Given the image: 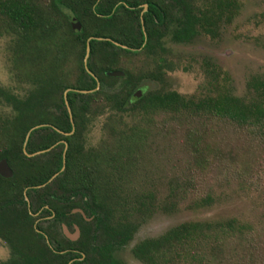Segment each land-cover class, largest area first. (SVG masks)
Listing matches in <instances>:
<instances>
[{
    "label": "rangeland",
    "instance_id": "rangeland-1",
    "mask_svg": "<svg viewBox=\"0 0 264 264\" xmlns=\"http://www.w3.org/2000/svg\"><path fill=\"white\" fill-rule=\"evenodd\" d=\"M97 1L105 8L110 5L105 0ZM128 1L133 3L138 0ZM160 1L165 2L163 5L167 4V0ZM236 4L233 16L222 21L214 35L197 34L188 43H175L169 34L162 38L160 54L167 67L162 69L164 73L160 81L142 78L144 73L156 71L154 61L144 56L142 47L132 49L111 41L112 44L127 47L131 54L119 52V70L113 71L122 72L123 76L110 77L108 72H100L103 80L99 82V78L87 67L91 61L89 46L88 58L85 59V49L84 56L78 54L77 63L84 68L86 63L99 84L92 91L80 93L98 90L104 94L116 93L127 73L139 84V89L133 94L135 99L152 90L173 91L187 98L198 97L207 93L211 80L207 70L213 68L232 95L240 98L249 96V83L256 78L264 80V0H236ZM119 5L117 3L111 15L116 9V14L124 15L122 9L118 10ZM139 7L128 9L138 10ZM70 17H73L71 13ZM141 30L145 36L142 20ZM95 40L105 41L104 38ZM21 48L13 34L0 27V49L10 53L5 57V67L11 64L8 71L15 74L13 79L16 81L10 87L0 86V152L6 145L5 138L9 137V123L15 116L5 115L2 111L4 106H10L7 98L23 101L31 91L20 99L14 94V88L26 82L36 85L31 81V74L35 71L33 61ZM100 55L102 52L99 50L92 58L99 65ZM74 77L71 74L68 81L73 83ZM67 90L70 88L60 89L56 95L57 103L39 105L40 110L59 118L65 108L69 119L70 116L72 119L71 108L64 101ZM138 91L141 93L139 97ZM82 100L81 97L75 100V111L81 112ZM73 126L72 134L76 129L74 123ZM79 132L81 135L73 139H78V142L74 141L75 145L79 142L81 147L83 145V155L90 154L94 159L97 154L104 157L108 152V165L105 167L104 164L105 173L102 175L118 194V215L127 211L137 196L152 194L154 197L148 203V210L130 214L135 231L125 245L112 252L113 259L119 264H142L133 257V247L144 240L156 239L181 223L228 220L236 221L246 232L242 248L233 250L235 245L228 240L224 250L236 255V261L241 259L250 264L256 258L259 264H264V146L249 131L214 117L196 118L141 111L130 116L105 108L89 124L79 127ZM100 136L103 138L98 147L85 150L86 143L91 144ZM206 198L208 201L202 202ZM92 216L88 230L93 237L89 242L88 255L93 254L91 248L101 246L105 241L100 230L92 229L95 227V216ZM41 223L44 226L45 221ZM66 231L71 232L72 228H66ZM202 254L209 257L207 249ZM237 255L240 256L238 259ZM13 259L7 245L0 241V264ZM188 261L185 259L179 264H190ZM84 264L89 263L86 261Z\"/></svg>",
    "mask_w": 264,
    "mask_h": 264
},
{
    "label": "trees",
    "instance_id": "trees-1",
    "mask_svg": "<svg viewBox=\"0 0 264 264\" xmlns=\"http://www.w3.org/2000/svg\"><path fill=\"white\" fill-rule=\"evenodd\" d=\"M104 2L110 5L105 8L106 6L97 4V0H0V27L13 34L27 58L33 61L35 71L31 74L33 76L31 81L37 86L36 90L31 91L23 101L7 98V103L15 112L13 121L9 123V138L24 137L31 126L40 121L50 123L62 121V125L56 123L58 129L69 133L71 124L65 108L61 111L62 118L56 119L40 111L38 106L44 103L56 104L58 91L70 88L77 91L67 94V102L76 128L71 135L72 138L81 135L79 127L89 124L107 108L113 113L130 116L141 111L148 114L163 112L196 118L214 117L249 131L264 146L262 79L256 78L249 83L251 93L244 98L232 95L226 84L221 83L219 74L213 68L207 70L211 77L207 93L198 97L187 98L173 91L152 90L135 99L133 94L139 89V84L127 73L124 74L126 78L123 85L116 93L104 94L100 90L88 94L80 93L96 88V80L87 74L81 63H77L78 54L80 56L85 54L87 39L92 38L89 42L91 61L87 67L99 78V82L103 80L100 72L104 74L119 70L117 66L120 55L131 54L129 50L114 46L111 41L132 49L142 47L144 56L154 61L156 70L144 73L142 78L160 81L164 73L162 69L167 67L160 54L162 38L169 34L175 43H188L197 34L214 35L219 24L233 16L237 7L236 0H167V4L164 5L165 2L160 0H138L133 3L128 0ZM117 3H120L117 8L123 10V16L116 14L117 9L111 15ZM144 5L147 6V10L140 15ZM129 7L139 8L129 10ZM70 13L79 21L80 31L71 29ZM141 20L145 36L141 30ZM96 38L110 41H97ZM99 50L102 52L100 65L97 61H92ZM71 74L75 75L73 83L68 81ZM79 97L83 98L81 112L74 110L75 100ZM1 157L7 158V155L1 151ZM108 157V152L104 157L97 154L93 159L90 154L76 157L75 150L68 151L64 170L55 180L56 183L59 182V187H68L66 190L71 189L73 193L78 191L86 193L90 213L95 216V229L100 230L105 236L101 246L91 248L94 255L89 256L87 251H83L85 258L72 264H84L86 261L89 264H119L113 259L112 252L125 245L135 231L130 214L148 210L150 200H154L152 194L137 196L128 210H122L123 212L118 215L117 207L120 206L116 199L118 194L102 175L105 173L104 164L105 167L108 165ZM56 163V170L59 171L62 167L60 156ZM16 177L15 174L9 180L0 178V182L12 183L16 181ZM49 177L50 175L41 176L38 184L45 183ZM69 177L71 180L67 181ZM47 188L48 186L43 189ZM207 201V198L202 200L204 203ZM15 223L17 221L13 218H7L0 213V236L15 232L18 228ZM244 229L234 220L184 222L156 239L144 240L135 245L132 254L142 264H179L185 259L189 260L190 264H204V261H207V264H249L238 259L239 255L236 261L234 259L236 255L224 250L225 242L228 243V240L235 245L233 250L238 251L243 247L241 242L245 237ZM205 249L208 250L209 257L202 254ZM241 254L243 258L244 254ZM56 258L57 264L68 262L66 256ZM21 259V264H49L44 256L37 258L22 256ZM250 264L259 262L255 258Z\"/></svg>",
    "mask_w": 264,
    "mask_h": 264
},
{
    "label": "flooded vegetation",
    "instance_id": "flooded-vegetation-1",
    "mask_svg": "<svg viewBox=\"0 0 264 264\" xmlns=\"http://www.w3.org/2000/svg\"><path fill=\"white\" fill-rule=\"evenodd\" d=\"M144 7L145 12L147 6ZM69 20L71 29L80 31L79 21L75 17H70ZM98 84L96 80V86ZM64 101L68 106L67 97ZM59 118H62L61 113ZM56 121L36 123L28 131V137L27 132L24 137L5 138L3 152L8 159L1 157L0 162L5 161L12 177L0 178L9 180L15 174L17 177L12 183L0 182V213L16 220L15 224L18 226L15 232L0 236V241L7 245L14 257L6 264H21L22 256H44L49 264H57V256H66L67 264H72L82 261L85 258L83 251L89 250L93 235L88 229L93 216L88 196L85 192L73 193L71 189L66 190L68 187H59V182L54 181L63 172L66 153L75 150V156L79 157L84 147L80 146V142L74 146V141L78 142V139L71 137L72 126L67 133L57 127L56 123L62 125L63 122ZM35 130L37 131L33 133ZM58 156L62 159L59 171L56 170ZM43 175L50 177L45 183L38 184ZM70 180L71 177L67 179ZM52 181L54 182L51 184ZM46 186L48 188L43 189ZM42 221H45L44 226ZM66 228H72V231H66ZM94 228L93 226L92 229Z\"/></svg>",
    "mask_w": 264,
    "mask_h": 264
},
{
    "label": "clouds",
    "instance_id": "clouds-1",
    "mask_svg": "<svg viewBox=\"0 0 264 264\" xmlns=\"http://www.w3.org/2000/svg\"><path fill=\"white\" fill-rule=\"evenodd\" d=\"M10 53L0 49V86L10 87L11 85H15L16 81L13 79L14 73L8 71V68L11 67V64H8V67H5V57L9 56ZM37 88L36 85L32 83H24L22 86H17L14 88V94L18 95L20 99H24L28 92L35 91ZM5 115L13 114V109L11 106H4L2 109ZM103 137H97L91 144H85V150L89 148H96L99 146L100 140Z\"/></svg>",
    "mask_w": 264,
    "mask_h": 264
},
{
    "label": "water",
    "instance_id": "water-1",
    "mask_svg": "<svg viewBox=\"0 0 264 264\" xmlns=\"http://www.w3.org/2000/svg\"><path fill=\"white\" fill-rule=\"evenodd\" d=\"M91 39H89L87 41V47H86V55H85V59L88 58V55H89V41ZM97 40H100V39H97ZM114 45L118 46V47H121L123 49H127V47L125 46H121L117 43H113ZM129 50V49H128ZM85 71L87 72V74H89L90 76H92L93 78H95L91 73L90 71L87 69L86 67V63H85ZM108 76L110 77H120V76H123V73L122 72H118V71H113V72H108L107 73ZM96 79V78H95ZM71 90H67L66 93L70 92ZM136 95V94H135ZM138 95V96H137ZM137 97H139L141 95L140 91L137 92ZM69 110V109H68ZM70 122H71V126H72V131L73 132V129H74V126H73V123H72V119H71V116H70ZM30 133V132H29ZM29 134H27L26 137H28ZM63 164H64V161H63ZM0 176H2L3 178H9V177H12V173H11V170L8 168V166L6 165L5 161H1L0 162Z\"/></svg>",
    "mask_w": 264,
    "mask_h": 264
}]
</instances>
